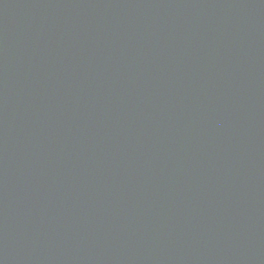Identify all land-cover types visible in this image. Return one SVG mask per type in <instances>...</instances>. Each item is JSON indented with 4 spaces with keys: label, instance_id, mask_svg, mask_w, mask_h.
Returning <instances> with one entry per match:
<instances>
[{
    "label": "water",
    "instance_id": "1",
    "mask_svg": "<svg viewBox=\"0 0 264 264\" xmlns=\"http://www.w3.org/2000/svg\"><path fill=\"white\" fill-rule=\"evenodd\" d=\"M0 264H264V0H0Z\"/></svg>",
    "mask_w": 264,
    "mask_h": 264
}]
</instances>
